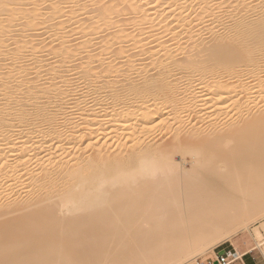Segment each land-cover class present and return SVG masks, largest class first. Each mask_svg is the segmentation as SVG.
I'll list each match as a JSON object with an SVG mask.
<instances>
[{"label": "bare ground", "instance_id": "1", "mask_svg": "<svg viewBox=\"0 0 264 264\" xmlns=\"http://www.w3.org/2000/svg\"><path fill=\"white\" fill-rule=\"evenodd\" d=\"M37 1L0 0V264L264 253V0Z\"/></svg>", "mask_w": 264, "mask_h": 264}, {"label": "rangeland", "instance_id": "2", "mask_svg": "<svg viewBox=\"0 0 264 264\" xmlns=\"http://www.w3.org/2000/svg\"><path fill=\"white\" fill-rule=\"evenodd\" d=\"M37 1V0H36ZM89 1H91V0H88V1H84V2H86V3H88ZM97 1V0H96ZM100 1L101 0H98V3H99V6H100ZM106 1V2H105ZM102 0L101 1V4H103V2H105V3H108V1H110L111 3H108L107 4V6H111V4H113V1H115V0ZM118 1H122V0H118ZM123 1H125V0H123ZM37 2H39V1H37ZM92 2V1H91ZM38 4H40V2L38 3ZM82 4V3H81ZM84 4V3H83ZM114 4H115V2H114ZM41 5V4H40ZM49 5V3L47 4V6ZM98 5V4H97ZM41 6H44V8L46 7V4L45 5H41ZM98 6H96V8H97ZM43 8V7H42ZM90 9H95V7H94V5H92L91 7H90ZM130 17H133V15H130V16H128V19L130 18ZM118 20H119V17L117 18ZM116 19V20H117ZM21 22H19V24H20ZM90 22H88L87 24H89ZM22 24V23H21ZM20 24V25H21ZM86 24V25H87ZM122 24H126V21H125V23L123 22ZM122 24H120V25H118V27L120 26L121 27V25ZM173 26V25H172ZM119 27V28H120ZM21 28V27H20ZM20 28H17L16 29V31L19 29L20 30ZM116 28V29H115ZM115 28H113V29H109V30H107L106 31V33L104 32V33H102V36H103V34H104V36L107 34V33H109V34H107V35H110V33L111 34H113L114 32H115V30L116 31H118V29L119 28H117V27H115ZM121 28H123V25H122V27ZM135 29V28H134ZM18 30V31H19ZM136 30H137V28H136ZM152 29H150L149 31L150 32H152L151 31ZM149 31H144V33L143 34H141V38H143V37H148L149 36V34H150V32ZM137 32V34H138V31H136ZM136 32L134 33V34H136ZM16 34H18V32H16ZM168 34V33H167ZM166 34V36H165V38L163 37L162 39H163V41H169L170 39H171V37L169 36V35H167ZM151 35V34H150ZM48 36V35H47ZM47 36L45 35V38L42 36V37H40V41L38 42H36V44H37V47H39V46H41V45H43L44 44V46L45 45H47V44H50L49 43V40L47 39ZM74 36V37H73ZM100 36H101V34H100ZM100 36H99V34H96V37H95V35L92 37L91 36V41L93 42V43H95V42H97L98 40H100L101 38H100ZM101 36V37H102ZM169 38H168V37ZM110 37V36H109ZM80 38V34H74V35H72L70 38H69V46H76V45H78L79 44V39ZM150 38V40L148 39L146 42V44H147V46L148 45H150L151 46V42H152V46H154L156 43H157V41H158V43H159V40L161 41L162 39H160L161 37H149ZM154 40H153V39ZM157 38V39H156ZM93 39V40H92ZM96 39V40H95ZM159 39V40H158ZM42 40V41H41ZM43 40H44V43H42L43 42ZM75 40V41H74ZM90 40V39H89ZM46 41V42H45ZM95 41V42H94ZM91 42V43H92ZM40 43H42V44H40ZM56 43V44H55ZM60 43V41L59 40H57L56 42L54 41V43H52V47H54V48H56L58 45L57 44H59ZM76 43V44H75ZM155 43V44H154ZM131 44V43H130ZM130 44H122L123 46H130ZM154 44V45H153ZM51 45V44H50ZM166 45H168V44H166ZM99 47L101 46V45H98ZM98 46H96V47H98ZM126 46V47H127ZM51 47V46H50ZM99 47L98 48H96V49H99ZM125 47V48H126ZM128 48V47H127ZM140 48V49H139ZM139 48H136V51H138L139 52V50H142L141 49V47H139ZM129 49V48H128ZM133 50V49H132ZM131 50V51H132ZM135 50V49H134ZM132 51V53H138V52H136V51ZM40 56V55H39ZM59 56V55H58ZM41 57V56H40ZM51 59H50V58ZM45 56V58L43 57L42 58V60L44 61V63H46V62H49L50 60L51 61H53V59L55 58L56 59V55L55 56H52L51 54H50V56ZM58 58V57H57ZM45 59V60H44ZM54 59V60H55ZM121 61V60H120ZM118 62V61H117ZM147 64V63H146ZM73 103L75 102L74 100L72 101ZM72 106V105H71ZM69 108H71V107H69ZM69 108H68V110H69ZM91 138H93V137H91ZM70 151H72V150H69V152ZM68 152V150H67V153H69ZM249 185V184H248ZM251 186L253 185V184H250ZM250 185H249V189H250ZM253 186H255V185H253ZM251 188H253V187H251ZM21 211H23V210H20V213H21ZM262 215V214H261ZM257 216H259L260 217V215H257ZM256 216V217H257ZM262 216H264V213H263V215ZM261 216V217H262ZM256 217H255V219H256ZM260 217V218H261ZM107 221V220H106ZM83 222V221H82ZM103 223H105L106 224V222H104V221H102ZM83 223H86L87 224V222H83ZM107 223H108V221H107ZM236 223V222H235ZM235 223H233L234 225V227L233 226H231V227H233V228H229L230 226H228V227H226V228H223V229H220V230H218V232H215L214 233V237H215V235H216V237L217 236H221L223 233H225V232H228V230H233L235 227H237V225L239 224V222H237L236 224ZM86 224H84V225H86ZM102 224V223H101ZM192 224V223H191ZM190 224V226L191 227H187V229L189 228V229H191L192 228V225ZM236 225V226H235ZM258 225H260V224H257V225H255L254 226V228L255 227H257ZM229 228V229H228ZM228 229V230H227ZM215 237V238H216ZM179 239V238H178ZM182 240V239H181ZM98 242L99 241H101L100 243H102L103 244V242H102V240L101 239H98L97 240ZM97 241H96V243H94L95 245H96V247L94 246V248H97V247H99V245L101 246L102 244H100V243H97ZM195 241V239L193 238V237H189V238H185L183 241H180V242H178V244L177 243H175L174 245H176V246H174L173 244V246H171V244H169L167 247H166V249L165 250H167V249H169V248H174V251L176 250V248L175 247H177V248H179V250H176L177 252L179 251V253H180V251L182 250V252L185 250L186 251V249H187V247L188 248H190V244H192L193 242ZM71 243H73V244H71L72 246L73 245H76L75 244V242H71ZM91 243V242H90ZM89 243V244H90ZM119 243H122V242H120V241H118L117 243H116V241H115V243H114V245H113V243L111 244L112 246L111 247H113L112 249H114V248H116V247H120L121 246V244L119 245ZM162 243V242H161ZM86 244H87V242H86ZM116 244V245H115ZM64 245V244H63ZM115 246V247H114ZM111 247H109V248H111ZM185 248V249H184ZM256 244H255V240L253 239V237L251 236V235H249L247 232H240L238 235H236V236H234L231 240H229V241H227V242H223V243H221V244H219L218 246H216V247H214L213 249H211V250H208L207 252L205 251V253L204 252H202V251H199V252H197L196 254H194V256H195V260L191 263V264H197V262H198V260L199 259H207V258H210V257H214L215 256V254L217 253V252H222V253H228L229 254V256L231 257V259H235V258H240L241 257V255H243V254H246V253H248V256L247 257H243V259L245 260V262L247 263V264H264V253L263 252H261V250L259 249V248H256ZM110 250V249H108V251L109 252H107V254H109V253H112L111 251H113V250ZM158 249V248H157ZM255 249V250H254ZM117 250V249H116ZM115 250V251H116ZM138 250H140V249H138ZM138 250H136V252H137V254H135V253H133V255L132 254H128V256L129 255H131V256H129V259H130V261H131V263L130 264H132L133 262V260L134 259H136V257H138L139 255H141L142 254V252H141V250L138 252ZM189 250V249H188ZM55 251V250H54ZM53 250L51 251V254H52V256H54V255H56L55 254V252H54ZM56 251H58V249L56 250ZM176 251H175V253L174 254H177L176 253ZM263 251H264V247H263ZM181 252V253H182ZM139 253V254H138ZM141 253V254H140ZM107 254H106V256H107ZM135 254V255H134ZM162 254H165V252L164 253H162ZM239 254H241V255H239ZM109 256V255H108ZM114 256H116L117 257V255H114ZM178 256V255H177ZM58 258H55L54 257V260H50L49 262H51V261H53V262H51V263H49V264H75L76 263V261L75 260H72V259H69L68 260V258L67 257H65L64 255H59V256H57ZM109 257H113L112 255L111 256H109ZM125 257H127V255L125 256ZM131 257V258H130ZM121 258H124V257H121ZM121 258H119L120 260H121ZM192 258H193V256H192ZM56 259V260H55ZM107 260H105V261H107V262H105V263H102V264H110L109 262L111 261L112 262V260L111 259H109V258H106ZM115 259H117V258H115ZM247 259H249V260H247ZM108 260H110L109 262H108ZM124 260H125V258H124ZM124 260H122V262H118V264H120V263H123V264H129V263H127V262H124ZM127 260V259H126ZM125 260V261H126ZM197 260V261H196ZM114 262H115V260H113ZM117 261H119L118 259L116 260V262H115V264L117 263ZM128 261V260H127ZM143 261V260H142ZM147 261V260H146ZM75 262V263H74ZM135 262V261H134ZM145 261H143V262H141V264H148V262H145ZM95 263H97V262H95ZM77 264V263H76ZM97 264H100V262H98ZM112 264V263H111Z\"/></svg>", "mask_w": 264, "mask_h": 264}, {"label": "built area", "instance_id": "3", "mask_svg": "<svg viewBox=\"0 0 264 264\" xmlns=\"http://www.w3.org/2000/svg\"><path fill=\"white\" fill-rule=\"evenodd\" d=\"M236 260H232L227 253L217 252L214 257L199 259L197 264H233Z\"/></svg>", "mask_w": 264, "mask_h": 264}, {"label": "crops", "instance_id": "4", "mask_svg": "<svg viewBox=\"0 0 264 264\" xmlns=\"http://www.w3.org/2000/svg\"><path fill=\"white\" fill-rule=\"evenodd\" d=\"M257 248V247H256ZM255 248V249H256ZM254 249V250H255ZM228 254V253H227ZM229 255V254H228ZM239 255H241V254H239ZM248 256V253H246V254H243V255H241V257L240 258H236L237 260L233 263V264H247L246 262H245V260L243 259V257H247ZM233 260V259H232ZM247 260H249V259H247Z\"/></svg>", "mask_w": 264, "mask_h": 264}]
</instances>
